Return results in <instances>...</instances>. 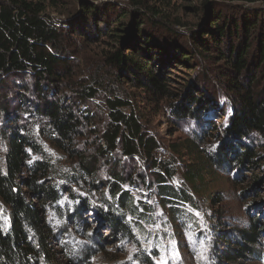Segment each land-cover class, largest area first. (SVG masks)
<instances>
[{"label": "trees", "instance_id": "trees-1", "mask_svg": "<svg viewBox=\"0 0 264 264\" xmlns=\"http://www.w3.org/2000/svg\"><path fill=\"white\" fill-rule=\"evenodd\" d=\"M226 1L0 0V264H130L117 244L203 190L218 264L264 253V0ZM179 66L202 75L173 86ZM233 199L246 223L225 229Z\"/></svg>", "mask_w": 264, "mask_h": 264}, {"label": "rangeland", "instance_id": "rangeland-1", "mask_svg": "<svg viewBox=\"0 0 264 264\" xmlns=\"http://www.w3.org/2000/svg\"><path fill=\"white\" fill-rule=\"evenodd\" d=\"M76 1V0H75ZM96 1H105V0H96ZM226 2L231 4H243L241 2L235 0H227ZM245 5V4H244ZM260 5L259 3H254V5H248L246 8L255 7ZM223 14L227 17L230 12L225 10ZM189 17V16H188ZM264 18V17H263ZM262 18V20H263ZM179 31L182 28L177 29ZM89 55H91L92 59H96L98 62L100 61V56L104 53V46L102 45H95L90 44L89 50H87ZM223 67V62H219L217 64H211L208 68V71L204 68V76L211 77L217 71L221 70ZM197 69H190L187 67L179 66L176 68L171 69V73L169 76L171 77V82L174 84L183 83L184 80H189L193 78H199L202 75V71ZM149 109V108H147ZM221 119H217L216 123H220ZM157 125V126H156ZM36 126L34 125V130H36ZM152 129H157L156 131L159 133V137L166 143H171L177 137H180L181 132L176 131L175 126H171L166 118L159 113L158 115L154 116V120L151 123ZM36 131H34V134ZM38 138V137H37ZM42 145L43 153L52 156L53 159L59 158V155L55 148L48 142L41 140L38 138ZM33 152V151H32ZM39 154V153H38ZM37 156V153L34 154ZM58 160V159H57ZM183 161V160H182ZM186 161V160H185ZM181 171L178 172L173 180L174 184H178L180 181ZM220 174V182L211 184L210 191L211 192H220L221 188H223L222 193L224 192V188L229 185V183L225 180L224 174ZM249 175V174H248ZM251 176V175H250ZM78 189V188H76ZM82 195H85V192H81ZM264 193L262 194V196ZM197 197L201 208H193L189 210V215L185 217V214H178L175 217L174 226H170L168 223L164 221V219L160 218L159 211L156 218L157 221L145 225L139 231L136 230L137 233V241L134 243L130 242H122L120 241L118 247L121 250V253L124 254L127 261L130 264H218V260H215L212 252H213V243H215V234L212 231V226L209 221V216L206 214L204 208H210V203L206 200V204L203 203L205 198H208V194L206 191L199 192L195 194ZM226 197V195H225ZM223 197V198H225ZM69 203V196L66 198ZM246 203H238L236 199L229 201L226 208H224L223 213L220 216V221H223V227L225 229L234 228V226L239 227L243 226L246 223V220L243 219L242 222H235V219L239 217H243V205ZM213 208V206H212ZM214 209V208H213ZM264 210V207L263 209ZM180 215L184 216V218H178ZM89 216L90 215L89 213ZM9 217V209L0 202V220L6 222ZM262 222L264 221L263 218ZM53 220L56 221L55 217ZM166 220V219H165ZM239 220V219H238ZM90 221V220H89ZM95 221V220H94ZM92 222V231L98 226V221ZM183 226L180 229H176V225ZM176 224V225H175ZM230 225V226H229ZM92 231H88L87 234L93 233ZM106 232V231H104ZM74 242V241H73ZM72 242V243H73ZM259 251L264 252V236L260 240V243L256 246ZM77 249V248H76ZM114 249V248H113ZM116 252V251H115ZM117 253V252H116ZM118 254V253H117ZM145 255V258L142 256ZM99 259H95L94 263H98ZM111 262V261H110ZM108 264V263H107ZM240 264H264V253H257L254 255V258H248L241 262Z\"/></svg>", "mask_w": 264, "mask_h": 264}]
</instances>
